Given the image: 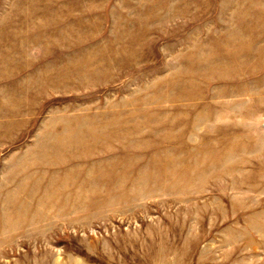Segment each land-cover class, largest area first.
<instances>
[{"label":"rangeland","instance_id":"374dc122","mask_svg":"<svg viewBox=\"0 0 264 264\" xmlns=\"http://www.w3.org/2000/svg\"><path fill=\"white\" fill-rule=\"evenodd\" d=\"M0 264H264V0H0Z\"/></svg>","mask_w":264,"mask_h":264}]
</instances>
